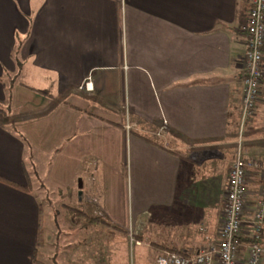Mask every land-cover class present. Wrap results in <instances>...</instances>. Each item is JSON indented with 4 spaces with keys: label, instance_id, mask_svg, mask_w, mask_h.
<instances>
[{
    "label": "crops",
    "instance_id": "1",
    "mask_svg": "<svg viewBox=\"0 0 264 264\" xmlns=\"http://www.w3.org/2000/svg\"><path fill=\"white\" fill-rule=\"evenodd\" d=\"M244 4L0 0V264H43L50 242L55 264L75 250L91 259L100 232L142 220L153 223L156 241L145 240L156 254L168 240L183 256L217 243L219 229L197 233L193 219L204 224L213 196L226 194L228 174L220 188L204 177L207 149L228 146L249 119ZM262 73L248 122L262 151L244 159L260 165L247 169L244 227L264 200V57Z\"/></svg>",
    "mask_w": 264,
    "mask_h": 264
},
{
    "label": "built area",
    "instance_id": "2",
    "mask_svg": "<svg viewBox=\"0 0 264 264\" xmlns=\"http://www.w3.org/2000/svg\"><path fill=\"white\" fill-rule=\"evenodd\" d=\"M240 30L245 34L242 106L243 117L247 119L252 115L263 80L264 0H249L246 22ZM88 86L89 84H86V87ZM259 167L260 165L255 162H245L240 155L234 160L228 172L226 203L216 244L200 250L194 256L162 252L156 257L155 264H262L264 247L259 244L264 227V200L262 198L251 211V218L248 219L246 228L243 222L246 215L247 169H258ZM262 180L264 183V172H262ZM259 194L263 196L264 185ZM243 234L251 239L250 243H241L240 238ZM130 242L132 248V237H130ZM241 247L246 250L243 258L239 256Z\"/></svg>",
    "mask_w": 264,
    "mask_h": 264
},
{
    "label": "rangeland",
    "instance_id": "3",
    "mask_svg": "<svg viewBox=\"0 0 264 264\" xmlns=\"http://www.w3.org/2000/svg\"><path fill=\"white\" fill-rule=\"evenodd\" d=\"M259 97V95H258ZM258 100V99H257ZM257 103V102H256ZM246 120V119H245ZM248 120V121H247ZM246 121L243 122L241 126L234 129L233 135L235 136L234 139L231 140L230 144L228 146H219V147H213L208 148L207 153V159L203 160V166H207L206 170H203L204 177L209 178L211 176V180L215 183V185L220 188L224 187V183L226 181L227 174L236 159L238 155H240L243 159L245 158H251V152L254 151V147L252 145L251 140V126L248 125V122H250V117ZM257 150V149H255ZM257 151H262L258 149ZM218 154V157L215 158L214 155ZM216 160V167L215 165H212V161ZM205 164V165H204ZM225 177V180H224ZM262 178V176H261ZM263 181V180H262ZM113 199H115L118 202V213L117 216H115V221L121 220L122 211H123V196H113ZM226 203V195L224 194L223 189H219V193L216 197L213 196V202L211 201L208 203L210 204L204 213V218L206 220H203L204 224H200L199 221V213H197L196 217L193 219L195 224L193 226V230L197 233L200 232L201 227L203 228L204 225L205 228L208 227L209 234L217 233L218 229L220 228V222L219 219L222 216L224 207ZM213 204V205H211ZM197 211L199 209H196ZM221 213V215H220ZM114 216V215H113ZM220 216V218H219ZM221 221V220H220ZM127 222V221H126ZM150 220H142L138 223L131 225L127 227L123 231H117L114 226L106 228L105 231L103 230L100 232L99 240L95 242V252L88 251L89 257L91 259L94 257L95 253L98 251V263L99 264H155L156 257L160 254H156L154 251V247L150 246L149 243L145 240L147 237H151L152 242L156 241V236L151 234L153 232V223ZM122 224V223H121ZM212 226V228H210ZM204 228V229H205ZM210 230V231H209ZM215 233V234H216ZM214 235V234H213ZM109 237L111 240H108ZM113 237H116V246H113L111 243ZM130 237L133 238V246L131 248V242ZM204 237V236H203ZM205 238V237H204ZM212 237L211 244H216L215 239ZM263 239H264V233H263ZM96 241V240H95ZM264 242V241H263ZM138 243V245H136ZM210 244V245H211ZM264 244V243H263ZM207 241L202 244H197L196 250L199 252L202 249H205L209 247ZM108 247V248H107ZM153 247V249H152ZM112 248L114 252L112 251ZM107 249L109 250V253L107 252ZM54 253H55V246L51 242L46 244L43 250L40 251V254L38 255L37 260L42 262L43 264H55L54 260ZM74 254L70 255L69 260L67 259V256H64L61 259V264H81L84 263L81 261L84 257V253H79L78 251H74ZM162 253V252H161ZM87 255V252H85ZM69 257V256H68ZM73 257V258H71ZM91 259H87L86 263L93 264V261ZM95 259V258H94ZM94 260V264H95ZM262 264H264V256Z\"/></svg>",
    "mask_w": 264,
    "mask_h": 264
},
{
    "label": "trees",
    "instance_id": "4",
    "mask_svg": "<svg viewBox=\"0 0 264 264\" xmlns=\"http://www.w3.org/2000/svg\"><path fill=\"white\" fill-rule=\"evenodd\" d=\"M248 8H249V0H245V4H244V10H248ZM247 13V12H246ZM263 53H264V51H263ZM4 182V181H3ZM6 184H8V185H11L12 186V184L11 183H9V182H5ZM27 191V190H26ZM99 224L101 225V226H104V225H106V226H108L109 224L108 223H106L105 221H103V220H99ZM263 233H264V228H263V230H262V232H261V240H260V242H259V244H261L263 247H264V239H263ZM240 240L241 241H244V242H246V243H248V242H251V239L249 240V239H244V240H242V237L240 238ZM155 244V243H154ZM157 246H159V247H161L162 248V252H173V253H176V254H179V255H182V253L177 249V247L176 246H174L173 244H172V242L170 241L169 242V240L168 241H166L165 243H162L161 245L160 244H156Z\"/></svg>",
    "mask_w": 264,
    "mask_h": 264
}]
</instances>
